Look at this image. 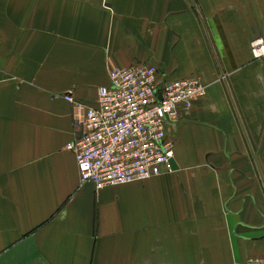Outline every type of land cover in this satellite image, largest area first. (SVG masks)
Wrapping results in <instances>:
<instances>
[{
    "label": "crops",
    "instance_id": "crops-1",
    "mask_svg": "<svg viewBox=\"0 0 264 264\" xmlns=\"http://www.w3.org/2000/svg\"><path fill=\"white\" fill-rule=\"evenodd\" d=\"M264 0H0V264H245L264 257ZM152 65L207 95L167 126L177 170L82 184L73 95Z\"/></svg>",
    "mask_w": 264,
    "mask_h": 264
},
{
    "label": "built area",
    "instance_id": "built-area-1",
    "mask_svg": "<svg viewBox=\"0 0 264 264\" xmlns=\"http://www.w3.org/2000/svg\"><path fill=\"white\" fill-rule=\"evenodd\" d=\"M254 60L264 58V36L250 43ZM199 78L162 82L152 65H134L109 72V84L98 89L95 106L64 99L76 106L77 138L66 149L73 152L82 184L98 189L142 183L162 174L174 158L175 143L167 126L179 120L180 108L207 95ZM245 264H264L251 256Z\"/></svg>",
    "mask_w": 264,
    "mask_h": 264
},
{
    "label": "water",
    "instance_id": "water-1",
    "mask_svg": "<svg viewBox=\"0 0 264 264\" xmlns=\"http://www.w3.org/2000/svg\"><path fill=\"white\" fill-rule=\"evenodd\" d=\"M169 166H170L171 170L175 171V170L178 169V166H177L176 161H175L174 158L170 159Z\"/></svg>",
    "mask_w": 264,
    "mask_h": 264
}]
</instances>
